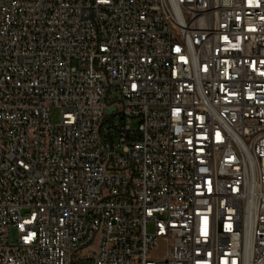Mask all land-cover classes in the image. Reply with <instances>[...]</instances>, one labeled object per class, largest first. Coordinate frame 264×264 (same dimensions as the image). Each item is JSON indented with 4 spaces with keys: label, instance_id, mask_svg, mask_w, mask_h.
<instances>
[{
    "label": "built area",
    "instance_id": "obj_1",
    "mask_svg": "<svg viewBox=\"0 0 264 264\" xmlns=\"http://www.w3.org/2000/svg\"><path fill=\"white\" fill-rule=\"evenodd\" d=\"M83 250L264 264V0H0V264Z\"/></svg>",
    "mask_w": 264,
    "mask_h": 264
},
{
    "label": "rangeland",
    "instance_id": "obj_2",
    "mask_svg": "<svg viewBox=\"0 0 264 264\" xmlns=\"http://www.w3.org/2000/svg\"><path fill=\"white\" fill-rule=\"evenodd\" d=\"M111 99L113 100H120L121 99V95L117 92H113L111 94ZM117 106L113 105L109 108V113L111 112H115L117 110ZM61 118V114L60 111L57 109H54L52 111V122L56 123L58 121H60ZM121 125L123 124H129L133 127V129H136L138 127V120L134 119V118H129V117H123V119L120 121ZM149 230H152V226H149ZM17 242V231L15 228H11L9 230V244L11 246L15 245ZM91 260H90V252L89 250H83L80 255H79V259L72 263V264H90Z\"/></svg>",
    "mask_w": 264,
    "mask_h": 264
}]
</instances>
